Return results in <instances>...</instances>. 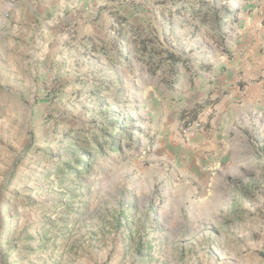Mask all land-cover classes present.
<instances>
[{
    "label": "rangeland",
    "instance_id": "374dc122",
    "mask_svg": "<svg viewBox=\"0 0 264 264\" xmlns=\"http://www.w3.org/2000/svg\"><path fill=\"white\" fill-rule=\"evenodd\" d=\"M162 1L122 24L106 5L91 23L79 0H0V264H264V111L174 127L230 58L215 37L230 45L241 0ZM146 36L188 63L174 85ZM115 132L119 151L68 142Z\"/></svg>",
    "mask_w": 264,
    "mask_h": 264
},
{
    "label": "crops",
    "instance_id": "0c3cea01",
    "mask_svg": "<svg viewBox=\"0 0 264 264\" xmlns=\"http://www.w3.org/2000/svg\"><path fill=\"white\" fill-rule=\"evenodd\" d=\"M173 1L185 2L186 0H163L152 6L160 11H168ZM134 2L136 1L79 0V5L83 11H86L84 12L85 20L94 23L93 18L96 15H99L96 22H99V19L102 20L104 14L100 9L102 6L106 5L109 11L111 8L114 9L116 12L113 13L117 18V15L127 16L125 11L134 10V7L142 8L147 0H142L138 6L134 5ZM171 6L177 9V6ZM240 7L238 31L232 40H229L230 45L225 44L223 35L215 37L216 45L222 49L225 48L231 55L230 58L225 59L227 61L221 67L220 74L213 77L216 82L206 87L202 99L179 109L189 108L197 102L219 97L215 104L207 107L203 112V114L211 113L210 124L220 120L221 125L224 126L227 121L234 120L235 116L242 115L245 111L253 112L258 109L264 111V0H241ZM175 22L176 20H171L170 23ZM223 40L224 44H222ZM209 68L213 69V67ZM178 124L179 113L174 127L177 128ZM227 148L225 147L224 150Z\"/></svg>",
    "mask_w": 264,
    "mask_h": 264
},
{
    "label": "trees",
    "instance_id": "16d2710c",
    "mask_svg": "<svg viewBox=\"0 0 264 264\" xmlns=\"http://www.w3.org/2000/svg\"><path fill=\"white\" fill-rule=\"evenodd\" d=\"M200 4L197 3L196 1H185V2H180V1H173L171 5L177 6V10L185 13H191L192 15H197L198 12L201 11L200 8H197L196 5ZM203 8V7H202ZM230 14L222 15V17H218L216 22L218 23V28L222 29V23L226 21V17L230 18ZM117 18L121 23H126L127 19L122 16V15H117ZM171 19H174V16H172ZM203 24H208V21L203 18ZM156 41L157 37H142L139 41V47L138 51L141 52V55L143 57H147L148 59L150 58L151 60H154L156 56V52H159V59L161 60V65L160 63L153 68V72L156 73L158 69H162V65L167 63V70H166V76L163 77V83L171 84L174 85L178 79L179 76H181L183 73L179 70V65H185L187 67V62L184 57H181L177 53L171 51V50H160L156 47ZM224 44V40L222 41ZM165 56H164V55ZM149 59V60H150ZM219 100V97H215L212 99H208L207 101H202V102H197L193 106L189 108H183L179 112V126L181 130H185L188 128L193 122L197 121L200 119V116L203 114L205 109L209 106H212ZM86 134V133H85ZM102 137L95 136L94 138L90 137H84L82 134L76 136V139L70 138L68 140L69 144L71 146H77L78 143L81 144H86L88 145L87 153L95 151L97 153L103 154L104 151L108 148H110L109 152H113L114 150H120V147L118 145V135L115 132L113 136L110 135V137H107L106 134L101 135ZM100 138V139H99ZM86 140V141H82ZM89 140V141H88ZM127 146L130 148L132 147L131 142L127 143ZM264 150V146H263ZM82 163L79 161L77 162V167H82L84 170V167L86 166V163ZM66 165H64L65 167ZM69 172H71L73 169L68 168L67 169ZM81 172V171H79Z\"/></svg>",
    "mask_w": 264,
    "mask_h": 264
}]
</instances>
